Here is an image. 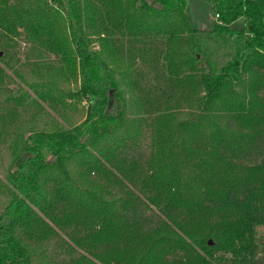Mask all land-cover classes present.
<instances>
[{
  "label": "trees",
  "instance_id": "1",
  "mask_svg": "<svg viewBox=\"0 0 264 264\" xmlns=\"http://www.w3.org/2000/svg\"><path fill=\"white\" fill-rule=\"evenodd\" d=\"M156 1L0 0L87 103L12 140L0 264H264V0H203L210 30Z\"/></svg>",
  "mask_w": 264,
  "mask_h": 264
},
{
  "label": "rangeland",
  "instance_id": "2",
  "mask_svg": "<svg viewBox=\"0 0 264 264\" xmlns=\"http://www.w3.org/2000/svg\"><path fill=\"white\" fill-rule=\"evenodd\" d=\"M146 1L158 6L156 0ZM186 13L193 29L210 30L212 24L217 22L210 4L203 0H190ZM231 27L242 29L243 20H236ZM57 68L52 55L26 43L23 36L11 39L0 35V181L4 180L10 166L13 139L35 130L47 129L53 124L70 127L85 117L86 100L74 95L78 83L71 78H60L55 73ZM47 84L53 88L49 94L51 98L42 100L35 95L34 88L40 91L39 87ZM144 145L147 150L146 141ZM6 201L5 195L0 192V210ZM48 247L47 252L53 263L76 258L81 253L77 250L68 254L54 241Z\"/></svg>",
  "mask_w": 264,
  "mask_h": 264
},
{
  "label": "crops",
  "instance_id": "3",
  "mask_svg": "<svg viewBox=\"0 0 264 264\" xmlns=\"http://www.w3.org/2000/svg\"><path fill=\"white\" fill-rule=\"evenodd\" d=\"M189 2H190V0H189ZM189 4V3H188ZM188 6V5H187ZM210 8H211V6H210ZM186 9H187V7H186ZM186 9H185V13H186ZM212 9V8H211ZM186 15H187V13H186ZM187 18H188V16H187ZM200 21H202V19L200 20Z\"/></svg>",
  "mask_w": 264,
  "mask_h": 264
},
{
  "label": "water",
  "instance_id": "4",
  "mask_svg": "<svg viewBox=\"0 0 264 264\" xmlns=\"http://www.w3.org/2000/svg\"><path fill=\"white\" fill-rule=\"evenodd\" d=\"M210 242V241H209Z\"/></svg>",
  "mask_w": 264,
  "mask_h": 264
}]
</instances>
